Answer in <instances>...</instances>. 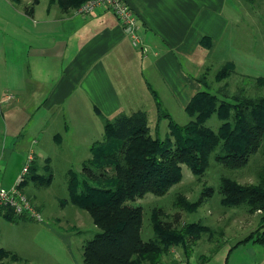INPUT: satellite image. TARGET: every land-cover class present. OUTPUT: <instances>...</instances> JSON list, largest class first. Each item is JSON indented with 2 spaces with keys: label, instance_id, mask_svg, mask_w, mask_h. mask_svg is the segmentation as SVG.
Segmentation results:
<instances>
[{
  "label": "crops",
  "instance_id": "obj_1",
  "mask_svg": "<svg viewBox=\"0 0 264 264\" xmlns=\"http://www.w3.org/2000/svg\"><path fill=\"white\" fill-rule=\"evenodd\" d=\"M126 2L138 18L139 47L109 9L81 15L61 0H0L2 187L15 184L31 153L32 181H41L37 174L44 173L52 179L51 169L63 162L84 169L92 148L104 139L102 117L142 110L149 118L147 106L156 112L158 102L168 111L174 107L188 114L213 69L230 64L234 72L249 75L247 67L264 62L238 44V0ZM214 77L221 82L218 73ZM24 191L46 214L38 188L29 181ZM75 207V221L84 222L87 211ZM233 247L221 248L212 261L264 264V244Z\"/></svg>",
  "mask_w": 264,
  "mask_h": 264
},
{
  "label": "trees",
  "instance_id": "obj_2",
  "mask_svg": "<svg viewBox=\"0 0 264 264\" xmlns=\"http://www.w3.org/2000/svg\"><path fill=\"white\" fill-rule=\"evenodd\" d=\"M87 1L61 0V5L77 8ZM233 72L234 67L226 64L217 78L221 81ZM256 81L264 85V78ZM187 113L191 121L181 126L161 112L162 116L169 117L170 131L166 140L152 135L145 111L121 114L114 120L102 117L104 139L92 148V161L84 167L85 173L99 185L88 186L84 180L83 188L78 172H69L71 202L87 211L100 229L86 243L85 264H163V255L169 253L171 247L180 245L190 256L189 241L199 239L208 229L198 223L185 224L180 229L177 226L179 213L172 222L153 217L154 238L144 241L140 232L143 212L131 203L148 193L165 195L181 181L182 165L200 175L207 170L214 155L226 168L237 170L246 167L252 156L263 148L264 95L249 98L239 94L233 103H227L204 90L190 102ZM214 115L223 121L218 130L205 124ZM106 167L114 170L110 178L98 172ZM46 180L51 181L50 177ZM261 182L259 186L244 187L232 179L222 178L223 202L246 205L252 211L264 210V173ZM199 206L198 203L196 210ZM252 239L253 236H249L234 247L253 242ZM254 242L264 244V233ZM5 255V251H0V260Z\"/></svg>",
  "mask_w": 264,
  "mask_h": 264
},
{
  "label": "rangeland",
  "instance_id": "obj_3",
  "mask_svg": "<svg viewBox=\"0 0 264 264\" xmlns=\"http://www.w3.org/2000/svg\"><path fill=\"white\" fill-rule=\"evenodd\" d=\"M237 7L239 25L242 29L238 44L244 45L249 52L264 60V0H238ZM244 32L246 35L243 34ZM263 66L264 62L259 67L255 65L247 67V70L251 71L249 75H242L236 71L230 78L221 80V82L217 79L215 81L214 76L220 69L217 67L209 72L206 90L216 95L220 101L227 103H233L234 98L239 94L249 98L263 96L264 85L256 81L257 78H264ZM147 108L150 114L152 135L159 136L163 140H166L170 130L169 117L162 116L161 112L170 116L181 126L191 121L188 114H182L174 107L172 111H168L161 103L156 112L151 105ZM205 124L213 130H218L223 125V121L214 115L206 120ZM71 168L79 172L77 176L83 188L85 187L84 180H87L88 186L99 185L96 180L91 179L85 173L83 167L64 162L53 166L50 182L46 180V177L50 175L48 173L41 176L37 174L41 181H32L27 177V183L30 181L33 187L38 188V196L46 204L47 213L44 215L42 213L43 221L40 222L17 217L10 210L0 215V251L6 252L0 264L86 263L84 259L86 243L100 229L93 223L89 213L84 211L82 214L86 217L85 221L81 222L84 218L81 221L77 219L75 221L72 209L77 208L73 206L68 190ZM263 171L264 145L260 152L252 156L246 167L237 170L226 168L215 160L214 155L210 158L207 170L200 175L194 174L187 165H182L181 181L172 186L165 195L158 196L148 193L131 203L132 207L143 212V225L140 230L142 239L149 241L154 238L153 217L160 221L172 222L175 214L179 213L180 221L177 226L180 229L185 224L198 223L208 231L204 232L199 239L189 241L190 256L186 255L183 246H174L170 248L169 253L163 255V264H204L221 248L228 245L233 247L237 242L249 236H253L251 241H257L264 233V210L252 211L246 205L235 206L224 203L221 180L227 177L240 186H259L262 183ZM98 172L104 173L109 178L114 175L111 167L103 168ZM72 178L75 179L76 175H72ZM30 198L33 200L34 196ZM198 203L200 206L196 210ZM57 218L60 222L56 221ZM73 226H77L78 230L73 232L71 230ZM25 255H30L32 259ZM207 262L205 264H217L212 259Z\"/></svg>",
  "mask_w": 264,
  "mask_h": 264
},
{
  "label": "built area",
  "instance_id": "obj_4",
  "mask_svg": "<svg viewBox=\"0 0 264 264\" xmlns=\"http://www.w3.org/2000/svg\"><path fill=\"white\" fill-rule=\"evenodd\" d=\"M100 8L109 9L116 15L126 36L134 47L142 45L141 38L138 34V18L126 0H88L77 7L75 11L81 15H89ZM7 99V101H10L13 99V96L10 95ZM33 161L34 154L31 153L12 187L5 188L0 185V214L10 210L17 217H25L39 222L43 221L42 212L24 191V184L30 173Z\"/></svg>",
  "mask_w": 264,
  "mask_h": 264
}]
</instances>
